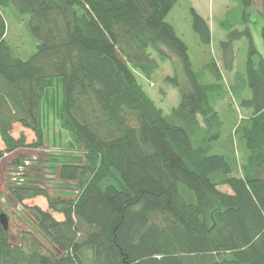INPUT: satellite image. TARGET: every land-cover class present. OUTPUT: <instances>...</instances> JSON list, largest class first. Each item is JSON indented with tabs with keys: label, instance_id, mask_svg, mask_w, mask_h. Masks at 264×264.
<instances>
[{
	"label": "trees",
	"instance_id": "1",
	"mask_svg": "<svg viewBox=\"0 0 264 264\" xmlns=\"http://www.w3.org/2000/svg\"><path fill=\"white\" fill-rule=\"evenodd\" d=\"M178 1L0 0V163L39 148L51 118L70 153L50 168L73 187L68 199L34 185L8 187L20 204L45 198L62 220L32 208L34 231L49 247L29 232L13 245L0 225V264H264V60L244 11L260 8L264 35V0H237L241 31L219 24L227 30L224 71L233 70V42H248L244 74L231 88L213 61L210 80L192 69L186 44L165 21ZM10 4L30 16L37 45L26 60L5 42L1 8ZM190 14L208 47V23L193 8ZM165 61L174 71L165 82L180 97L169 114L135 74L150 79ZM228 92L249 114L221 142L216 107ZM14 125L35 142L13 137Z\"/></svg>",
	"mask_w": 264,
	"mask_h": 264
},
{
	"label": "rangeland",
	"instance_id": "2",
	"mask_svg": "<svg viewBox=\"0 0 264 264\" xmlns=\"http://www.w3.org/2000/svg\"><path fill=\"white\" fill-rule=\"evenodd\" d=\"M241 7L237 0H179L165 17V21L173 26L176 35L186 44L192 69L204 80H210L211 75L208 68L213 61L220 68L227 88H231L236 80L235 76L244 74L248 42L245 39L233 42V70L231 72L224 71L220 42L226 40L227 30L219 24L225 20L226 24L233 25L231 30L241 31L244 28ZM190 8H193L200 16H206L211 33V43L208 47H203L198 42L197 35L192 29ZM258 10L261 11L258 6L244 9L253 44L264 60L263 19ZM1 13L5 21V42L9 46L12 56L21 60L28 59L35 52L37 45V41L28 29L30 16L19 15L12 4L1 8ZM151 56L156 58L153 52H151ZM158 63V68L150 79H146L138 70H135V74L139 84L155 105L161 108L164 114H169L171 109L179 104L180 97L178 91L165 82L166 76L173 75V67L167 61ZM174 66L180 73L178 62ZM216 108L223 120V133L220 138L222 142L225 141L234 123L240 118L247 117L249 113L238 106L231 92H228V95L217 104ZM46 120L43 121L44 140L42 145L39 148L21 149L11 155V159L24 158L23 163L9 166L10 158L0 163V213L8 217V240L13 245L20 243L24 232H29L49 247L47 241L34 231L33 207L50 212L57 220H62V216L50 211L47 201L43 197L37 196L25 200L23 204L16 202L9 193L8 187L34 185L44 189L50 197L62 199H68L73 192L72 184L61 182L58 179V166L54 170L55 172L50 168L52 159L62 158L70 153L66 149V142L69 138L55 121L51 118ZM19 134L24 135L27 144L35 142L34 135L30 130L14 125L12 135L17 138ZM0 149H3L1 141ZM237 157L240 161L239 151ZM218 189L226 193L231 192L226 186H220Z\"/></svg>",
	"mask_w": 264,
	"mask_h": 264
},
{
	"label": "water",
	"instance_id": "3",
	"mask_svg": "<svg viewBox=\"0 0 264 264\" xmlns=\"http://www.w3.org/2000/svg\"><path fill=\"white\" fill-rule=\"evenodd\" d=\"M0 225L2 226L3 230H7L9 226L8 218L3 213H0Z\"/></svg>",
	"mask_w": 264,
	"mask_h": 264
},
{
	"label": "crops",
	"instance_id": "4",
	"mask_svg": "<svg viewBox=\"0 0 264 264\" xmlns=\"http://www.w3.org/2000/svg\"><path fill=\"white\" fill-rule=\"evenodd\" d=\"M205 20H206V16H204V15H201ZM249 113V112H248ZM13 136V135H12ZM14 137V136H13Z\"/></svg>",
	"mask_w": 264,
	"mask_h": 264
}]
</instances>
